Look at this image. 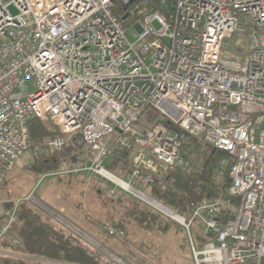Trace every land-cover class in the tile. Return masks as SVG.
<instances>
[{
	"label": "built area",
	"instance_id": "1",
	"mask_svg": "<svg viewBox=\"0 0 264 264\" xmlns=\"http://www.w3.org/2000/svg\"><path fill=\"white\" fill-rule=\"evenodd\" d=\"M246 30L235 55L228 46ZM34 118L79 133L87 157L40 181L84 175L108 182L111 195H133L185 229L195 264H264V0H175L170 18L149 0H0V183L30 151ZM178 131L223 152L216 177H230L227 198L205 197L182 214L134 188L200 166ZM63 146L57 137L40 154ZM119 156L115 174L105 163ZM21 202L0 198V241L21 227ZM195 223L210 239L202 251Z\"/></svg>",
	"mask_w": 264,
	"mask_h": 264
},
{
	"label": "trees",
	"instance_id": "2",
	"mask_svg": "<svg viewBox=\"0 0 264 264\" xmlns=\"http://www.w3.org/2000/svg\"><path fill=\"white\" fill-rule=\"evenodd\" d=\"M149 5L167 18L174 15L175 0H149ZM116 13L121 19L126 18V6H123L121 1H118ZM125 20H128V18ZM28 131L31 141L30 151H33L34 155L33 162L29 164L28 168L36 175L43 177L46 174L60 172L63 170L62 165L64 163L72 166L87 161L85 148L80 144L81 136L79 133L61 135L57 131L56 126L46 125L36 118L29 121ZM178 132L184 150L190 155L201 157L203 161L191 173L180 171L171 173L163 187L148 186L154 199L182 214L205 197L211 199L227 198L230 186L228 172L220 180L216 177L218 164L225 154L212 148H207L200 138L192 137L182 131ZM57 137L64 139L62 149L55 154L42 156L40 150ZM121 159L123 158L120 156L111 158L108 167L116 171L117 163ZM68 177L75 178L76 176L68 174ZM57 178L60 179L62 177L58 176ZM107 196L111 199V207L114 208L117 205L124 211L123 215L125 217L122 218L116 219L114 218L115 214H112V227L118 231L117 233L123 232L125 225L131 222H134L143 230H156L161 233H168L175 227L183 234L186 247L193 254L187 233L178 223L171 221L172 224L165 220L160 214L143 205L136 198L111 194ZM11 206L9 203L7 208ZM17 216L22 225L20 228L15 227L13 229L12 237L8 236L0 241V250L42 258L47 261H59L70 264H105L99 252L91 249L72 232L33 208L30 202L22 201L20 203ZM5 221L6 218L0 216V227ZM16 235L22 241L21 247H14L12 244V238ZM209 240V237L204 236L202 233L197 237V241L193 237L196 250L202 251ZM0 259H7L10 264H48L6 256H1Z\"/></svg>",
	"mask_w": 264,
	"mask_h": 264
},
{
	"label": "rangeland",
	"instance_id": "3",
	"mask_svg": "<svg viewBox=\"0 0 264 264\" xmlns=\"http://www.w3.org/2000/svg\"><path fill=\"white\" fill-rule=\"evenodd\" d=\"M248 33L246 30L244 36L237 35L231 41L228 49L235 55L236 49L246 50ZM128 35L133 36L132 33H128ZM34 90L35 87L30 84V91L33 92ZM42 122L46 125H54L52 122ZM56 129L58 131L57 127ZM32 152L29 151L23 155L1 181V199L9 202L16 199L30 202L33 208L72 232L91 249L99 252L105 264H195L194 256L186 247L183 234L175 227L168 233H161L156 230H143L131 222L125 225L123 232L117 233L118 231L112 227V214H115L114 218L116 219L125 216L121 207L117 205V207H111V199L107 196L110 194L108 182L102 183L96 178H88L84 175L69 178L67 174L50 175L40 181L42 177L28 168L34 159ZM109 161L110 159L105 163L106 168L116 174L117 171L108 167ZM69 166L71 165L64 163L62 169ZM58 176L62 178L58 179ZM134 188L154 199L150 189L141 186L140 182H135ZM117 195L133 197L121 189H117ZM139 201L171 222L156 209L141 200ZM200 233L199 225L195 223L193 225V237L196 241ZM9 236L12 237L13 234ZM28 257L36 262L70 264L47 261L33 256ZM8 262L7 259H0V264H10Z\"/></svg>",
	"mask_w": 264,
	"mask_h": 264
},
{
	"label": "bare ground",
	"instance_id": "4",
	"mask_svg": "<svg viewBox=\"0 0 264 264\" xmlns=\"http://www.w3.org/2000/svg\"><path fill=\"white\" fill-rule=\"evenodd\" d=\"M126 188H127V190L128 191H131V192H134L133 190H132V188L131 187H129L128 185H124ZM146 201L149 203V204H153V205H156V206H158L157 204H155L151 199H146ZM163 212H165V213H167V214H169V210L168 209H166L163 205H161V206H158ZM178 220H180L181 221V219L179 218V217H177V216H175ZM94 245V244H93ZM96 246V245H95Z\"/></svg>",
	"mask_w": 264,
	"mask_h": 264
}]
</instances>
